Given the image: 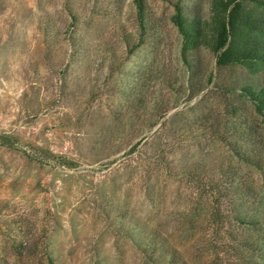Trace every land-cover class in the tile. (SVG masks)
I'll list each match as a JSON object with an SVG mask.
<instances>
[{
  "label": "rangeland",
  "instance_id": "obj_1",
  "mask_svg": "<svg viewBox=\"0 0 264 264\" xmlns=\"http://www.w3.org/2000/svg\"><path fill=\"white\" fill-rule=\"evenodd\" d=\"M216 1L146 0L143 31L133 0H0V264H264L196 257L188 177L263 184L212 129L231 103L251 121L242 89L264 88L217 67ZM177 5L205 31L187 60ZM146 237L184 259H146Z\"/></svg>",
  "mask_w": 264,
  "mask_h": 264
},
{
  "label": "trees",
  "instance_id": "obj_2",
  "mask_svg": "<svg viewBox=\"0 0 264 264\" xmlns=\"http://www.w3.org/2000/svg\"><path fill=\"white\" fill-rule=\"evenodd\" d=\"M253 1L262 9L260 15L248 11L246 0L215 2L211 49L218 68L243 66L252 73L264 69V0ZM133 3L137 22L144 31L146 0H133ZM174 23L183 37L182 53L187 60L188 53L200 47L205 31L201 21L190 19L180 5L176 6ZM242 90L253 102L248 103L254 110L252 120L247 119L242 107L231 103L227 111L230 121L222 133L219 125L212 129L238 162L260 173L262 191L259 192L256 183L249 181L234 179L221 187L214 181L203 182L194 174L188 177L202 190L200 195L204 199L203 205L206 204V226L197 242V259H264V88L247 86ZM209 232L210 237H207ZM143 245L146 259H158L155 256L160 252L171 259H184L177 249L162 248L158 241L149 243L147 237Z\"/></svg>",
  "mask_w": 264,
  "mask_h": 264
}]
</instances>
